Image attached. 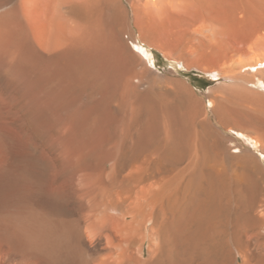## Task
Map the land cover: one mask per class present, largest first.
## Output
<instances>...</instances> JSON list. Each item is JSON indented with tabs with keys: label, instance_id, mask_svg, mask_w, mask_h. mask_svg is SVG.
<instances>
[{
	"label": "bare ground",
	"instance_id": "6f19581e",
	"mask_svg": "<svg viewBox=\"0 0 264 264\" xmlns=\"http://www.w3.org/2000/svg\"><path fill=\"white\" fill-rule=\"evenodd\" d=\"M130 2L150 21L185 13L190 40L210 49L256 5ZM131 10L124 0H0V264H264L261 157L227 150L190 83L135 88L138 63L149 64L125 37ZM258 42L248 58L221 56L224 77L255 94L221 95L245 121L215 114L264 152Z\"/></svg>",
	"mask_w": 264,
	"mask_h": 264
},
{
	"label": "rangeland",
	"instance_id": "374dc122",
	"mask_svg": "<svg viewBox=\"0 0 264 264\" xmlns=\"http://www.w3.org/2000/svg\"><path fill=\"white\" fill-rule=\"evenodd\" d=\"M124 1L130 7V9H132L130 15V31H132L133 33V36L127 33L125 37L127 40H129L131 46L137 52H139L143 56V58L148 60L149 64L148 68V65H146L145 61L143 63H138L139 65H137V67L139 69L137 67L136 69H138L139 72L141 71L143 74H140L144 76V79H146H142L143 81L134 79L135 81L133 80V82L135 83V88L139 89V91L141 90L140 93L142 91L143 93H147L148 90H157L155 86H157L158 88V84H160L161 82L163 83V80L168 77L180 78L181 80L190 83L197 92V95L200 100H202L203 107H205L204 109L209 112L210 117L214 121L215 125L218 127L220 126L219 128L222 129L225 135L224 143L226 145L227 150L233 154L240 152L241 149L246 152H248V150L250 152L254 151L256 157H261V159H259V157L258 159L259 164L261 166L260 175L262 176V179L264 181V152H262L263 150H261L260 148L257 149L250 142L246 141L244 136L239 134L237 130L230 129V127L228 129L222 127L215 114V111H219L220 113H222L226 121L230 124L232 123L231 125H234L236 123L242 124V122L245 121L242 118L240 112L241 108H238L237 104H234V102H226L221 98V95L223 93L229 94L230 92H232L234 96L239 93L240 98L243 99L242 96L245 97L249 94H255L254 92L249 91L247 86L246 88H243L245 87L244 84L242 83L243 85H241L239 82L236 81V79L228 80L226 77H224V75H226L224 74V72L227 73L223 65L225 64V57L223 58L221 56H223L224 53L229 51V55H232V53L234 54L236 52L239 53L237 50L242 49L243 51L240 50V54L242 52H245L247 56L250 57V45L258 44L260 47H263V44L261 42H258V36L260 34L264 36V25H260V22L264 24V21L263 19H261L262 17L260 18L261 14H259L262 11L264 12V2H262L264 0L261 1L263 4L260 2V0H256V5L254 4L255 6L252 10L253 12H239L237 13V16L238 14L239 16H236L237 18L235 21L223 25V30L225 31V29H227L228 34L224 32L219 37V39L221 40L219 46H214L213 49H210L206 45H203V42H201V40H195L197 42H200L197 45L194 43L195 41L192 42V40H194L195 38V36H193L195 33H192V31H194L193 28L195 29V26L192 27V30L191 28H189L190 22H187L185 13H172V15H169L163 23L157 22V20L152 19L150 21L149 19L144 17L141 12H138L136 14L133 11L130 0ZM261 5H263V7ZM259 8H262V10H258ZM254 10H256L257 12L255 13ZM243 14H247L245 19L244 16H242ZM262 14L264 15V13ZM191 26L192 24H190V27ZM228 27L230 29H228ZM191 34L193 35L191 36ZM191 38L192 40H190ZM259 46H257V48ZM194 49L196 50L194 51ZM231 50L234 51L231 53ZM245 53H242L241 55L245 57ZM225 55L226 54H224V56ZM247 56L245 58H248ZM219 62L222 63L219 64ZM207 66L208 68L213 67L220 70L223 75L218 76L217 72H209L211 70L210 68H207L208 71H206L205 67ZM221 67L223 68L220 69ZM237 83H239L240 89L242 86V88L244 89L243 91L242 89L239 90L238 86H235V84ZM235 87H237L236 90L238 89V93L233 89ZM251 88L256 91L258 90V92L262 90L261 88H258L255 85H253ZM137 89L136 94H139ZM245 89H247L248 91H246ZM246 92H249V94L247 95ZM232 93L229 94V96H232ZM239 95L234 96L233 98H238ZM240 98L238 99L241 100ZM256 119L260 121V118L257 115ZM243 129L247 131L246 126H244ZM45 141L46 140L44 139L43 142L45 145H47L48 143Z\"/></svg>",
	"mask_w": 264,
	"mask_h": 264
}]
</instances>
